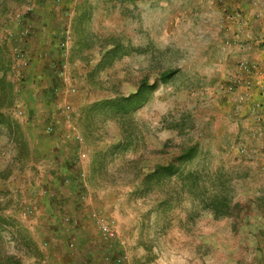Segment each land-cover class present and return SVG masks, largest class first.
Returning <instances> with one entry per match:
<instances>
[{
  "label": "rangeland",
  "instance_id": "obj_1",
  "mask_svg": "<svg viewBox=\"0 0 264 264\" xmlns=\"http://www.w3.org/2000/svg\"><path fill=\"white\" fill-rule=\"evenodd\" d=\"M182 6L0 0V264H264V168Z\"/></svg>",
  "mask_w": 264,
  "mask_h": 264
},
{
  "label": "crops",
  "instance_id": "obj_2",
  "mask_svg": "<svg viewBox=\"0 0 264 264\" xmlns=\"http://www.w3.org/2000/svg\"><path fill=\"white\" fill-rule=\"evenodd\" d=\"M255 1L249 0L240 6L242 15L239 17L228 18L238 8L234 2L224 7L230 3L229 0L223 3L218 0H177V5L183 6L174 17L177 26L186 25V21H195L191 31L197 34L199 46L205 44L207 54L203 58L209 56L204 70L221 73L220 82L227 83L239 71V63L245 58L256 60L262 65L263 73L258 76L259 81L254 88L249 89V96L241 101L228 98L227 102L229 105L236 103L235 107L238 109V112L232 111L230 121L236 115V119L242 123L234 136L238 140L236 151L242 157H258V165L264 168V121L257 120L258 115L264 113V48L260 44L262 32L258 23L259 15L264 12V0H257V3ZM218 3L221 4L218 6ZM175 30L176 28L173 29ZM219 86L218 83L215 88L219 90Z\"/></svg>",
  "mask_w": 264,
  "mask_h": 264
},
{
  "label": "built area",
  "instance_id": "obj_3",
  "mask_svg": "<svg viewBox=\"0 0 264 264\" xmlns=\"http://www.w3.org/2000/svg\"><path fill=\"white\" fill-rule=\"evenodd\" d=\"M219 2H223L224 0H218ZM238 1L241 4H244L245 2L249 0H234ZM257 3V0L255 1ZM242 6V5H241ZM31 9V8H29ZM241 10L238 8L235 10L234 14H229L227 17L234 18L239 17L241 14ZM260 17L258 18L259 27L261 28L262 32V38L260 40L261 46L264 48V12H262ZM18 23L21 24L23 22V18L18 15ZM23 34H29V30H23ZM15 54L18 58L23 59L24 66L28 64L27 62V52L24 51V49H21L19 46H14ZM26 60V61H25ZM20 65V64H19ZM18 65V66H19ZM239 71L237 73H234L233 76L228 80L227 83L224 84L222 87L224 89V93L226 97H229L232 100H244L247 96H249V89L254 88V86L257 84L258 76L262 74V65L256 61V60H249L245 58L239 63ZM71 92L75 93L77 92L76 87L71 88ZM75 109L72 104H66L61 108V115L65 122H67L69 125L73 124V121L75 119ZM258 122L264 121V113H260L257 118ZM73 126V125H71ZM48 130L53 131L54 130V124L51 122L48 124L47 127ZM73 130L74 126L72 127ZM258 134V133H257ZM73 137L76 139V141H80L81 138L78 134L73 135ZM100 229L103 235L106 236L108 239H115L117 238V233L113 229L112 225L108 220L101 219L100 220ZM127 257L125 255H122L117 258V261L119 264L125 261Z\"/></svg>",
  "mask_w": 264,
  "mask_h": 264
},
{
  "label": "trees",
  "instance_id": "obj_4",
  "mask_svg": "<svg viewBox=\"0 0 264 264\" xmlns=\"http://www.w3.org/2000/svg\"><path fill=\"white\" fill-rule=\"evenodd\" d=\"M128 1L134 2L136 0H128ZM3 55L4 54L2 53V47H0V56H3ZM10 66L11 65H10L9 59H7L5 56L0 58V68L2 71V77L0 78V82L3 86V91H4L3 95L6 98V107H11L15 100L14 82L8 78V71L10 70ZM0 119H4L6 122L12 123L10 115L5 114L1 110H0Z\"/></svg>",
  "mask_w": 264,
  "mask_h": 264
}]
</instances>
